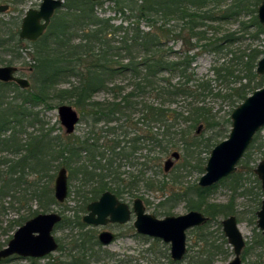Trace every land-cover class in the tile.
I'll return each instance as SVG.
<instances>
[{"label": "trees", "instance_id": "1", "mask_svg": "<svg viewBox=\"0 0 264 264\" xmlns=\"http://www.w3.org/2000/svg\"><path fill=\"white\" fill-rule=\"evenodd\" d=\"M262 1L231 0V4L224 5L225 0H113L115 14L106 16L98 12V6L106 1L65 0L45 33L36 41H29L35 59L31 68L32 84L21 89L14 82L0 81V204L8 195L16 198L17 188L28 169L42 175L48 163L58 159L68 169L70 180L79 182L76 196L77 205H81L79 210L74 209L73 216L64 215L60 225L83 228L80 212L105 190L121 194L140 182L153 188L146 170L152 165L160 166L162 156L178 147L190 155L191 147L201 144L210 151L217 144L219 134L203 142L198 136H190L194 127L198 131L202 124L214 127L219 122L212 107L198 105L200 100L211 94L237 106L264 86V75L256 72L264 50L249 46L236 51L229 48L250 29H256L254 38L264 32L256 14ZM242 15H249L251 19L242 21L239 30L219 34L221 29L213 26ZM10 24L0 23V47L4 48L0 50V64L5 65H13L21 56L8 47L9 43L23 42L17 26ZM171 39L181 41L180 49L169 45ZM203 52L215 55L231 52L232 57L216 63L211 69L212 77H200L193 62ZM214 81L226 85L214 92ZM99 93L108 96L97 99ZM64 103L77 108L80 122L86 124L87 130L83 135L66 134L53 142L52 128L45 130L44 120L33 109L38 105L51 108ZM230 121L228 117L226 122ZM38 124L42 126L39 133L29 134L25 143L20 132L27 133V128ZM256 143L257 134L239 163L244 170L220 182L226 183L234 194L242 189L241 193L253 197L255 206L249 210L253 221L257 219L256 211L263 196L255 166L251 165L250 149L262 147ZM145 148L155 154H144ZM22 150L25 154L16 160L3 156L5 152L18 155ZM123 160H136L133 162L138 168L136 173L122 170ZM198 165L204 172L206 161ZM243 172L253 175L254 187L245 189ZM167 184L164 180L160 188L164 189ZM217 185L202 188L195 184L171 190L158 205V211L168 215L184 200L188 209L210 216L207 224L191 230L195 236L193 248L197 250L188 264H213L217 255L229 252L224 248L228 244L224 233L219 242L208 226L218 217L236 213L234 199L224 204L210 201ZM35 190L34 195L40 201L46 197L42 205L46 200L57 203L48 186ZM36 214L35 211L14 220L5 229L6 233L15 231ZM82 231L74 239L72 248L59 244L62 254L47 264H90L98 260L99 253L87 249L92 239ZM255 239L244 252L261 249L253 263L264 264V235L258 231ZM17 258L21 257L13 255L1 263ZM27 259L36 264V258ZM168 259L169 264L185 261L175 262L169 256Z\"/></svg>", "mask_w": 264, "mask_h": 264}, {"label": "rangeland", "instance_id": "2", "mask_svg": "<svg viewBox=\"0 0 264 264\" xmlns=\"http://www.w3.org/2000/svg\"><path fill=\"white\" fill-rule=\"evenodd\" d=\"M43 0H0V4H9L10 9L6 12L0 14V23L6 22L7 26H12L10 22H13L20 31L21 22L26 14V11L29 8H39L41 2ZM65 2V0H64ZM231 4V0H225L223 3L224 5ZM64 4V3H63ZM114 3L111 1H106L100 6H98V12L101 15H114L115 11L113 9ZM63 6V5H62ZM62 8V7H61ZM60 9V8H59ZM57 9V10H59ZM56 10V11H57ZM56 13V12H55ZM258 15V12H256ZM251 16H238L233 17L232 19L221 21L219 23H214L213 26L220 28L219 34L226 33L231 30H239L242 21H249ZM116 23H120V19L116 20ZM7 29V28H5ZM8 30V29H7ZM212 32V31H210ZM257 33L256 29H250L248 34H245L243 38H241L238 42H236L232 47H229L231 50L236 51L238 48H245V47H252V48H259L264 50V32L259 34L257 37H253V35ZM253 34V35H252ZM2 36H5L2 34ZM7 36H5L6 38ZM3 38V37H1ZM170 46H173L175 50L180 49L181 41L171 39L169 42ZM9 48H14L16 52H19L21 56L17 58L13 65L17 66L20 71L18 76L25 77L30 81V85L32 84V75H31V68L32 65L35 63L32 45L28 40H23V42L16 44L14 41L9 43ZM3 47H0V50H3ZM196 52L197 50H193L192 52ZM4 53V51L2 52ZM10 55H7L6 58H10ZM232 57L231 52H227L226 54L215 55L213 53L203 52L197 55L195 61L193 62V67L197 74L200 77H212L213 71H211L212 67L216 65V63L226 62ZM262 57V56H261ZM5 65V64H0ZM264 75V74H263ZM123 80V79H121ZM177 79L174 78V81ZM232 81V80H231ZM125 81L122 83H127ZM214 88V92H216L220 88H224L226 84L223 82H212ZM21 88V87H20ZM25 89V88H21ZM129 89V88H128ZM10 93V92H9ZM11 95V94H9ZM105 93H99L97 95V99H102L107 97ZM146 99V97H145ZM204 100V101H203ZM149 103V99H147ZM206 104L207 106L212 107L213 112L215 114L216 120L219 121L214 127H207L204 124L200 126L198 131L195 130L194 127L191 132L190 136H198V139L203 142L206 138L210 137L211 135L219 134L218 142L226 139L231 131L232 122H226L227 118L230 117L233 109L236 105H231L227 101H224L220 97H216L214 95H207L203 99L200 100L198 105ZM68 104V103H64ZM182 104V103H179ZM71 105V104H70ZM73 106V105H72ZM59 105H55L54 107L48 108L45 105H38L34 107L33 111H38L40 113L41 118L44 120L45 130L52 128V138L53 142H57L58 137H65L66 130L65 127L61 124L59 112H58ZM76 108L75 106H73ZM77 109V108H76ZM137 116V115H136ZM100 125L96 126L97 128ZM39 128H42L39 124L33 127L27 128V133L20 132V137L26 143L28 142L30 135L38 134ZM39 129V130H38ZM38 130V131H36ZM86 124L84 122H79L76 126V130L74 133L78 135H83L86 132ZM195 130V131H194ZM189 134V133H188ZM257 141L256 146L262 144V147H254L251 148V165L256 166V164L264 159V127L257 133ZM101 144V143H100ZM214 146H212L213 148ZM148 148L143 149L144 154H148V156H152L155 154L154 151H148ZM158 150V148L156 149ZM194 152H193V151ZM212 150V149H211ZM208 149L204 147L203 144L198 145L196 148L190 149L191 154L186 153L183 147H178L175 150L170 151L169 155L162 156L161 164L152 165L146 170V177L152 179L151 181L154 183L153 188H148L145 182H140L139 184H135L133 186V190H127L123 193V199L127 201L130 205H133V202L136 198H141L144 201L146 209L149 213L156 215L158 218H164L165 215L158 211V205L160 204L161 200L165 199V196L169 194L171 190H182L187 187H193L195 184H198V181L204 172L201 171L198 162L202 163L203 160L207 162L210 152ZM173 151L180 152L181 156L178 160H175L174 166L169 170H164V163L170 156ZM25 154V150H22L21 153L18 155L12 153H3L4 157L16 160L21 155ZM206 158V159H205ZM136 160L133 161H126L123 160L122 162V170L128 172L133 171L136 173L138 168L135 167ZM104 162V160L102 161ZM48 169L42 175H39L35 172H31L30 169L27 170V174L24 176V180L22 181V185L18 186L16 191V198L8 195L3 204H0V249L5 247L8 243L7 239L10 238L11 234L18 229L16 228L13 232H7L5 229L16 219L21 218L22 216H29L30 214L34 213L35 211L37 214L39 213H49V212H57L62 214L63 216H72L74 213V209L77 207L78 197L76 196V185L79 184L78 181L73 180L71 181L69 178V193L65 200V202L54 203V201L46 200L44 205L41 203L45 200L46 197L40 198L44 199L42 201L39 198H36L34 195V191H36V187L40 190H43L45 186H48L51 194L54 197V187H55V179L58 173V170L63 166L61 161L58 159L51 160L48 163ZM244 169L242 166L238 165L236 172H242ZM205 171V170H204ZM245 175V173L243 172ZM128 175V174H127ZM246 180L244 181L245 189H249L255 186V181L253 175H245ZM128 178V176L126 177ZM164 180H166V187L161 189L160 187L163 186ZM164 190V191H163ZM242 192V189L240 190ZM234 194L232 190L228 187L226 183H219L215 189H213L210 201L215 203H228L232 199H234V206H235V215L238 217L239 227L246 238V248L252 245L256 241V237L258 235L259 228L257 226V221H253L249 214V210L251 207L255 206L253 201V197L251 195L243 194L241 192ZM189 211L187 207L186 201L182 200L180 203L174 206L171 210V214L173 215H180L187 213ZM84 215L85 213H81ZM65 218V217H63ZM224 217H218L215 220L209 223V231L213 232L214 238H217L219 242L222 241L221 234L223 232L222 220ZM28 220V219H27ZM256 223V224H255ZM24 224V223H23ZM20 227V226H19ZM242 227V228H241ZM121 229L123 233H128L129 229L125 228V226L116 228ZM243 229V230H242ZM78 231L77 228L67 225H58L53 234L59 244L63 247L69 249L73 247V241L75 239V235H77ZM13 236V235H12ZM195 236L191 233V230L188 231V246L189 250L187 253V257L183 264H188L191 260V255L196 254V248L194 247V239ZM229 246V247H228ZM224 248L228 249L229 252L227 254H219L216 256L213 264H227L230 260L234 257V251L232 247L228 244L224 245ZM106 252L100 253L101 260L98 262H92L91 264H169L168 256H170V244L163 242L160 239H154L151 237L147 238H137V237H130L123 236L119 237L111 245L103 248ZM258 252H262L261 249H258L256 252H243V263L242 264H254L253 262L256 260V254ZM62 251L57 249L55 252L51 253L49 257L45 256L43 258H36V264H47L51 262L53 258L60 256ZM21 258L12 259L7 262H2L0 264H31V260L20 256ZM172 259V258H171Z\"/></svg>", "mask_w": 264, "mask_h": 264}, {"label": "water", "instance_id": "3", "mask_svg": "<svg viewBox=\"0 0 264 264\" xmlns=\"http://www.w3.org/2000/svg\"><path fill=\"white\" fill-rule=\"evenodd\" d=\"M113 1V0H92ZM64 0H43L39 8H29L24 15L19 36L23 40L35 41L47 30L57 9L61 8ZM9 4H0V14L8 11ZM258 18L264 26V0L258 8ZM18 67L15 65L0 66V81L16 82L22 88H28L30 81L17 76ZM256 72L264 74V55L257 64ZM61 124L67 134H72L80 122V114L70 104L58 107ZM231 131L228 137L217 143L211 150L205 166V172L199 179V186L209 187L237 171L244 154L253 142L254 136L264 127V86L248 95L237 105L231 115ZM180 152L174 151L165 163L164 170L169 171L174 165V159H179ZM255 173L261 181L264 190V159L255 167ZM55 198L64 202L68 196V171L61 167L55 179ZM137 218L134 222L136 229L145 235L160 238L170 244V255L174 261H181L187 254V231L202 226L209 217L199 210L192 209L180 215H168L158 218L148 213L141 198L134 202ZM88 214L84 220L88 223L105 224L109 221L126 222L130 219L128 204L120 202L110 191L102 194L99 200L89 204ZM257 224L264 234V199L257 211ZM62 216L57 212L39 213L28 219L14 232L7 245L0 249V262L13 255L42 258L58 249V241L53 231ZM223 231L234 251V257L227 264H242V253L246 246L245 237L240 230L236 215H230L222 221ZM114 234L103 232L100 240L110 243Z\"/></svg>", "mask_w": 264, "mask_h": 264}, {"label": "flooded vegetation", "instance_id": "4", "mask_svg": "<svg viewBox=\"0 0 264 264\" xmlns=\"http://www.w3.org/2000/svg\"><path fill=\"white\" fill-rule=\"evenodd\" d=\"M2 4V3H1ZM10 9V8H9ZM45 33V32H44ZM20 37V36H19ZM23 40V39H22ZM28 41H31V40H28ZM36 41V40H35ZM32 70V69H31ZM19 71H20V69L18 68V71L16 72V74H17V76H18V73H19ZM20 77V76H19ZM2 82H4V81H2ZM14 83H16V82H14ZM17 84V83H16ZM18 85V84H17ZM19 87H20V85H18ZM22 88V87H21ZM255 137V136H254ZM254 140V139H253ZM252 144V143H251ZM250 144V145H251ZM174 152V151H173ZM172 152V153H173ZM171 153V154H172ZM171 154H170V156L169 157H171ZM245 155V154H244ZM180 156H181V154H180ZM168 157V158H169ZM180 158V157H179ZM243 159V158H242ZM176 160V159H175ZM175 160H174V163H175ZM178 160V159H177ZM241 162V161H240ZM207 163V162H206ZM258 164V163H257ZM257 164H256V166H257ZM174 166V165H173ZM206 166V165H205ZM255 166V167H256ZM62 167H65V166H62ZM255 167H254V170H255ZM59 171V170H58ZM67 171H68V169H67ZM205 172V171H204ZM255 172V171H254ZM235 173V172H234ZM204 174V173H203ZM202 174V175H203ZM256 174V173H255ZM232 175V174H231ZM230 176V175H229ZM256 176H257V174H256ZM228 177V176H227ZM226 178V177H225ZM257 178H258V176H257ZM224 179V178H223ZM259 179V178H258ZM259 181H260V179H259ZM199 182V181H198ZM221 182V180L219 181V182H217L216 184H219ZM260 183H261V181H260ZM68 184H69V173H68ZM198 185H199V183H198ZM215 185V184H214ZM214 185H212V186H214ZM201 187V186H200ZM209 187H211V186H209ZM55 188V187H54ZM202 188H206V187H202ZM129 190H133V188L132 189H129ZM261 190H262V193H263V196H262V200L264 199V190L262 189V186H261ZM106 191H110L111 193H113L114 195H116V197H117V199L120 201V202H123V203H126V204H128V206H129V208H130V211H131V213H130V219L128 220V221H126V222H123V223H121V222H113V221H109V222H107V223H105V224H94V223H88V222H86L85 220H84V216L86 215V214H88L90 211L88 210V206H89V204L90 203H92V202H94V201H97V200H99L100 199V197L102 196V194L104 193V192H106ZM125 191H127V190H125ZM124 191V192H125ZM104 192H102L101 193V195L98 197V198H96V199H94V200H92V201H90L87 205H86V209L83 211L85 214L84 215H82L81 213H83V212H80V217H81V221H82V223H83V228H81V227H75V228H77V231H78V233H77V235H75V239L76 238H78V236H80V233H81V231H82V233L84 234V235H86L87 234V236H90V238L92 239L90 242H91V245L90 246H87V249L88 250H90L91 252H93V253H99V255H100V253H105L106 251L103 249L104 247H107V246H109V245H111L112 243H114L116 240H118L119 239V237H123V236H130V237H137V238H140V237H143V238H147V237H151V238H154V239H160V238H156V237H152V236H150V235H145V234H142V233H140L137 229H136V227H135V225H134V222H135V220H136V218H137V215H136V212H135V209H134V202H135V200L137 199H135L134 200V202H133V205H130L127 201H125L124 199H123V193H121V194H118V192H116V191H114V190H105ZM69 193V192H68ZM54 197H55V191H54ZM66 200V199H65ZM262 200H261V205H262ZM59 202V201H58ZM65 202V201H64ZM78 202H79V200L77 201V204H78ZM144 202V201H143ZM60 203H63V202H60ZM145 205V204H144ZM146 207V206H145ZM77 208V207H76ZM75 208V209H76ZM81 208V205H78V210ZM260 208H261V206H260ZM259 208V209H260ZM258 209V210H259ZM190 210H192V209H189V211ZM195 210H197V209H195ZM257 210V211H258ZM146 211H147V209H146ZM200 211V210H199ZM257 211H256V216H257ZM148 212V211H147ZM202 212V211H201ZM149 213V212H148ZM204 213V212H203ZM152 214V213H151ZM205 214V213H204ZM37 215V214H36ZM61 216H62V219H61V221L63 220V215L62 214H60ZM74 215V213L72 214V216ZM154 215V214H153ZM168 215H173V214H168ZM168 215H165V217L166 216H168ZM206 215V214H205ZM231 215H235V214H231ZM35 216V215H34ZM33 216V217H34ZM156 216V215H155ZM208 216V215H207ZM230 216V215H229ZM157 217V216H156ZM209 217V220H210V216H208ZM228 217V216H227ZM237 217V216H236ZM32 218V217H31ZM224 218H226V217H224ZM30 219V218H29ZM237 219H238V217H237ZM257 219H258V217H257ZM257 219H256V221H257ZM209 220L207 221V223L209 222ZM27 221V220H26ZM25 221V222H26ZM61 221H59L56 225H55V228L58 226V225H60V223H61ZM223 221V220H222ZM24 222V223H25ZM207 223H205V224H207ZM238 223H239V221H238ZM204 224V225H205ZM122 226H125V228H127V229H129V232L128 233H123V231H121V229H116V228H118V227H122ZM203 226V225H202ZM223 226V225H222ZM257 226H258V224H257ZM199 227V226H198ZM54 228V229H55ZM194 228H196V227H194ZM194 228H192V229H194ZM223 228V227H222ZM259 228V227H258ZM192 229H189V230H192ZM188 230V231H189ZM241 230V229H240ZM259 232H261L262 233V230L259 228ZM188 231H187V235H188ZM103 232H110V233H112V234H114V238H113V240L110 242V243H108V244H104V243H102V241L100 240V234L101 233H103ZM223 233H224V231H223ZM263 234V233H262ZM225 235V234H224ZM264 235V234H263ZM226 237V236H225ZM227 239V238H226ZM57 240V239H56ZM160 240H162V239H160ZM245 240H246V238H245ZM163 241V240H162ZM227 241H228V239H227ZM164 242V241H163ZM229 243V242H228ZM230 245V244H229ZM231 246V245H230ZM247 246V245H246ZM246 246H245V248H246ZM187 247H188V250H189V246H188V236H187ZM232 247V246H231ZM58 248H59V242H58ZM245 248H244V250H245ZM233 249V248H232ZM244 250H243V252H244ZM187 253H188V251H187ZM51 254V253H50ZM50 254H48V255H50ZM47 255V256H48ZM187 255V254H186ZM185 255V256H186ZM18 256V255H17ZM171 256V255H170ZM242 256H243V253H242ZM23 257V256H22ZM24 258H33V257H24ZM43 258V257H42ZM101 255H100V258L98 259V260H93L92 262H98V261H100L101 260ZM185 259V258H184ZM183 259V260H184ZM173 260V259H172ZM183 260H181V261H183ZM91 262V263H92ZM175 262H179V261H175ZM1 263V262H0ZM90 263V264H91ZM242 263H243V259H242Z\"/></svg>", "mask_w": 264, "mask_h": 264}, {"label": "bare ground", "instance_id": "5", "mask_svg": "<svg viewBox=\"0 0 264 264\" xmlns=\"http://www.w3.org/2000/svg\"><path fill=\"white\" fill-rule=\"evenodd\" d=\"M242 228V227H241ZM243 230V229H242Z\"/></svg>", "mask_w": 264, "mask_h": 264}]
</instances>
